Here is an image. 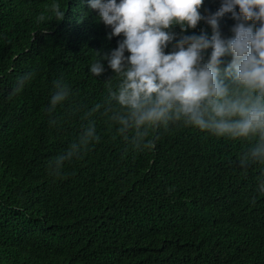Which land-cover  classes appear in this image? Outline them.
Returning a JSON list of instances; mask_svg holds the SVG:
<instances>
[{"label":"trees","instance_id":"16d2710c","mask_svg":"<svg viewBox=\"0 0 264 264\" xmlns=\"http://www.w3.org/2000/svg\"><path fill=\"white\" fill-rule=\"evenodd\" d=\"M219 6L204 0L201 14ZM235 23L231 13L219 19L222 37ZM202 31L212 35L203 20L185 34ZM110 32L88 0H0V264H264L257 139L182 121L122 125L129 110L114 94L123 72L108 59L123 37ZM230 59L219 66L226 83ZM58 81L69 96L49 111ZM91 127L98 140L79 145ZM70 144L77 150L59 161Z\"/></svg>","mask_w":264,"mask_h":264},{"label":"clouds","instance_id":"9594fccd","mask_svg":"<svg viewBox=\"0 0 264 264\" xmlns=\"http://www.w3.org/2000/svg\"><path fill=\"white\" fill-rule=\"evenodd\" d=\"M203 4L204 0H88V7L111 28L108 38L123 37L108 59L110 69L123 72L114 98L129 110V118L120 123L127 125L131 119L136 128H157L182 121L218 138L255 137L250 154L264 162V0H220L219 8L206 15L200 11ZM51 11L57 20L64 18L59 3ZM226 13L236 21L228 38L222 37L218 24ZM38 20L44 21V15ZM202 20L212 29L210 37L203 31L185 34ZM173 26H179L180 33L172 32ZM174 40L175 50L166 53ZM209 49L204 62L203 53ZM225 56L231 57L224 69L230 77L227 83L219 78ZM90 71L99 75L102 65L95 61ZM31 78L30 73L26 79ZM56 87L49 111L69 96L67 84L58 81ZM94 132V127L87 129L79 145L98 140ZM76 150L77 145L70 144L67 155L58 160L70 158Z\"/></svg>","mask_w":264,"mask_h":264}]
</instances>
